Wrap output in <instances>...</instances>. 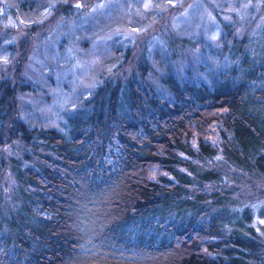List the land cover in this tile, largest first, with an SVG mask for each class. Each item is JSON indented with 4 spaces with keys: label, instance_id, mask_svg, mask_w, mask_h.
Returning a JSON list of instances; mask_svg holds the SVG:
<instances>
[{
    "label": "trees",
    "instance_id": "obj_1",
    "mask_svg": "<svg viewBox=\"0 0 264 264\" xmlns=\"http://www.w3.org/2000/svg\"><path fill=\"white\" fill-rule=\"evenodd\" d=\"M8 1L13 36L21 14L49 5ZM246 1H215L216 16H229L220 40L172 29L168 53L142 55L124 79L104 77V58L89 61L91 82L67 71L84 51L71 55L63 37L49 44L47 26L58 11L71 17L67 5L8 42L0 264H264L257 197L241 198L227 170L264 175V0ZM55 92L62 102L48 111Z\"/></svg>",
    "mask_w": 264,
    "mask_h": 264
},
{
    "label": "rangeland",
    "instance_id": "obj_2",
    "mask_svg": "<svg viewBox=\"0 0 264 264\" xmlns=\"http://www.w3.org/2000/svg\"><path fill=\"white\" fill-rule=\"evenodd\" d=\"M215 1L216 0H47L49 5L46 9H40V11H42L40 16L37 15L38 13H32L31 11H27V15L26 13L22 15L19 10L20 8H15L14 14H21L19 17L22 20L18 23L17 32L15 36H13L9 31L11 27H14V24L12 25L11 21L9 22V20H11L8 17L10 14L6 12L11 5L9 4L10 1L0 0V6L2 8H0V11H4L5 14H2V16L0 14V57L4 60L0 61V70H4V74H8V71L13 68V61H11V59L14 56L12 52L5 51L8 42L13 44L14 41H17L21 36L27 34L24 27L32 24L37 25L42 18H47L50 17L51 14H54L55 9L67 5V7L70 6L68 7L70 10L68 14L72 12L71 15L69 14L71 17L64 16L63 10L61 13L58 11V13L51 18L53 20L48 21L49 24L47 25L52 33L51 35H54V39L51 41L53 43L48 42L49 44H53L52 46L56 48L58 44H62L60 38L63 37V43L66 44H64V47L72 53L71 55L74 56V54H80L81 50L84 51L82 54L85 55L81 57L80 54L78 61H72L71 66H67V71L71 72L78 68L79 74L74 77L75 80L78 79L79 84L87 83L86 77L88 76L91 82L95 75L92 71H94L98 62L92 65L89 61L93 57L95 61L104 58L106 61H102V63L107 69V74L104 77L109 78L118 73V76L124 79V77H130V74L134 73V71L139 72L137 70V62L140 61L139 59L142 55L154 63L151 58L152 54L156 53L154 50L159 51L157 52L159 59L168 53L169 48H166L164 40L169 38L165 39L163 36L167 37L169 32H172V29H174L173 31H178L179 36H184V34H186L185 30L190 29L189 33H194L192 36L204 31L207 33V38L211 39V41H215L217 36V40H220L218 34L221 25L218 20H220V22L225 21L229 16L228 14L225 15V12H223L221 18L216 16ZM28 2H30V0ZM246 2L248 4L250 3L249 0ZM145 5H147V7H145ZM37 17H40L38 21H32L37 19ZM40 30L41 29L38 28L35 33H40ZM106 31H108V36L105 34ZM80 40L88 41V44H84L86 46L80 48ZM36 49V47L34 48V46H32L29 54H32V51ZM68 55L70 54L68 53ZM68 55L67 57L66 55L62 57L68 59ZM8 58L9 60H6ZM30 59L31 57H29L28 61H30ZM91 65L92 70L89 69ZM132 70L133 72H131ZM68 82V87L74 85L72 80ZM55 95L56 96L53 98L54 101L46 104V109L48 111H51L53 107H55L52 103L57 105L62 102L60 100L61 96L56 92ZM227 170L231 173L228 174L230 178H232L234 174L237 175V184L241 188L237 189L241 193V190L244 191V195L241 196V198L247 196L249 199H254V195L257 197L254 202L252 201L251 205L255 211L253 214V221L254 224H257L258 228V224L264 223V213L259 214L258 211L264 206V200H260L261 197H264V175L256 173L249 174L247 170L242 171L232 166H227ZM4 179L5 175L2 177V180ZM1 184L2 182L0 186ZM230 184H233V181L230 182ZM249 199H246V201H249Z\"/></svg>",
    "mask_w": 264,
    "mask_h": 264
},
{
    "label": "snow or ice",
    "instance_id": "obj_3",
    "mask_svg": "<svg viewBox=\"0 0 264 264\" xmlns=\"http://www.w3.org/2000/svg\"><path fill=\"white\" fill-rule=\"evenodd\" d=\"M145 7H147V5H145Z\"/></svg>",
    "mask_w": 264,
    "mask_h": 264
}]
</instances>
